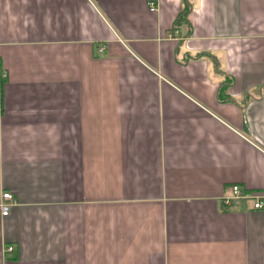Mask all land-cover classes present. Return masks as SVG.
<instances>
[{"label": "crops", "instance_id": "0c3cea01", "mask_svg": "<svg viewBox=\"0 0 264 264\" xmlns=\"http://www.w3.org/2000/svg\"><path fill=\"white\" fill-rule=\"evenodd\" d=\"M150 1L0 0V264H264V0Z\"/></svg>", "mask_w": 264, "mask_h": 264}, {"label": "built area", "instance_id": "2783aa9c", "mask_svg": "<svg viewBox=\"0 0 264 264\" xmlns=\"http://www.w3.org/2000/svg\"><path fill=\"white\" fill-rule=\"evenodd\" d=\"M150 8L152 11H157L158 10V4L151 0L149 2ZM3 201L0 203V208L2 211L3 215H8L15 204V196L13 192L11 191H4L2 194ZM248 198H254L256 199L254 207L258 209H263L264 208V202L261 199V196L257 195L255 192L246 190L243 191L239 185H234L233 186V194L232 196H227L226 201H230L231 199H248ZM8 250H12L13 246H9L7 248Z\"/></svg>", "mask_w": 264, "mask_h": 264}, {"label": "trees", "instance_id": "16d2710c", "mask_svg": "<svg viewBox=\"0 0 264 264\" xmlns=\"http://www.w3.org/2000/svg\"><path fill=\"white\" fill-rule=\"evenodd\" d=\"M244 100L247 101L246 98Z\"/></svg>", "mask_w": 264, "mask_h": 264}]
</instances>
